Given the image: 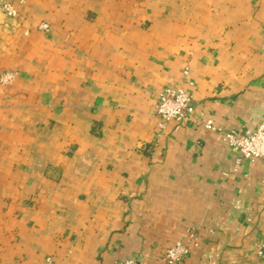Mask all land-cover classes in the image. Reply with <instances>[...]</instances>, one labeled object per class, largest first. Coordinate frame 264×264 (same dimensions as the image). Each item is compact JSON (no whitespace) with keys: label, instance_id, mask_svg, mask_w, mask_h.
<instances>
[{"label":"crops","instance_id":"1","mask_svg":"<svg viewBox=\"0 0 264 264\" xmlns=\"http://www.w3.org/2000/svg\"><path fill=\"white\" fill-rule=\"evenodd\" d=\"M2 3L0 264H165L191 230L178 264H264V160L221 134L264 120V0ZM166 87L195 114L160 132Z\"/></svg>","mask_w":264,"mask_h":264},{"label":"built area","instance_id":"2","mask_svg":"<svg viewBox=\"0 0 264 264\" xmlns=\"http://www.w3.org/2000/svg\"><path fill=\"white\" fill-rule=\"evenodd\" d=\"M0 9L9 17H16L17 11L8 3L0 4ZM38 29L42 32L49 31V25L41 24ZM15 79V73H4L0 79L6 85ZM195 114V102L193 94L189 89L180 87H166L158 94L155 108V115L158 119V128L162 132L168 124L176 123L177 126L185 124ZM203 127L214 130L215 125L211 120L206 121ZM225 141L229 144L232 152L238 154L245 160H264V120L257 126L255 132L242 134L237 130H230L221 133ZM199 244V236L194 230L189 232L187 241L178 242L163 254L165 264H178L185 260L192 247ZM123 264H142L135 258H129Z\"/></svg>","mask_w":264,"mask_h":264}]
</instances>
